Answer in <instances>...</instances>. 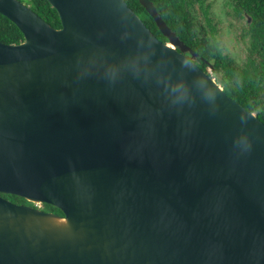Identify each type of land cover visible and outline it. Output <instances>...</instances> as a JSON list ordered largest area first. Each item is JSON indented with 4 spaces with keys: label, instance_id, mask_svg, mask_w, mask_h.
<instances>
[{
    "label": "water",
    "instance_id": "1",
    "mask_svg": "<svg viewBox=\"0 0 264 264\" xmlns=\"http://www.w3.org/2000/svg\"><path fill=\"white\" fill-rule=\"evenodd\" d=\"M47 1L61 27L0 0V264H264V122L151 0L167 42L126 0Z\"/></svg>",
    "mask_w": 264,
    "mask_h": 264
},
{
    "label": "trees",
    "instance_id": "2",
    "mask_svg": "<svg viewBox=\"0 0 264 264\" xmlns=\"http://www.w3.org/2000/svg\"><path fill=\"white\" fill-rule=\"evenodd\" d=\"M37 12L53 27H61L57 10L47 0H21ZM129 6L143 19L145 24L167 42L154 18L139 0H126ZM170 28L197 54L195 62L204 70L211 68V76L224 88L227 95L238 101L264 122V0H221L225 4L217 10L220 18L225 14L243 21L240 40L245 46V58L240 61L226 53L217 38V27L209 12L215 6L206 0H151ZM198 3L206 21L201 23L194 14ZM228 6V7H227ZM224 11V12H223ZM23 32L8 17L0 13V41L7 44L20 43ZM191 57L190 53H187ZM7 199L22 203L26 199L16 195H5ZM51 210L60 209L43 204Z\"/></svg>",
    "mask_w": 264,
    "mask_h": 264
},
{
    "label": "rangeland",
    "instance_id": "3",
    "mask_svg": "<svg viewBox=\"0 0 264 264\" xmlns=\"http://www.w3.org/2000/svg\"><path fill=\"white\" fill-rule=\"evenodd\" d=\"M212 3L215 7L210 10L209 16L212 19V23L216 25L217 38L220 41L221 45L224 47L226 53L233 54L240 61L245 58L246 51L245 46L240 40L241 28L243 21H238L235 17L225 14L223 18H220L217 10L219 11V6L225 4L221 0H206V5ZM221 4V5H220ZM219 5V6H218ZM30 6V5H29ZM228 7V6H227ZM222 9V6L220 10ZM194 14L198 16L197 19L201 23L206 21L205 15L198 3L193 7ZM224 12V11H223ZM211 71V68H209ZM34 204V203H33ZM35 205V204H34Z\"/></svg>",
    "mask_w": 264,
    "mask_h": 264
},
{
    "label": "clouds",
    "instance_id": "4",
    "mask_svg": "<svg viewBox=\"0 0 264 264\" xmlns=\"http://www.w3.org/2000/svg\"><path fill=\"white\" fill-rule=\"evenodd\" d=\"M237 145L243 150L248 151L251 148V144L248 140L247 135H242L237 141ZM41 207V206H40Z\"/></svg>",
    "mask_w": 264,
    "mask_h": 264
},
{
    "label": "flooded vegetation",
    "instance_id": "5",
    "mask_svg": "<svg viewBox=\"0 0 264 264\" xmlns=\"http://www.w3.org/2000/svg\"><path fill=\"white\" fill-rule=\"evenodd\" d=\"M9 200H11V199H9ZM12 201V200H11ZM12 202H14V203H18V202H15V201H12ZM18 204H24V205H31V206H35L33 203H31V202H29V201H24V202H22V203H18ZM41 209H43L44 211H47V212H53V213H56V214H60V215H63V212L60 210V211H57V210H51V209H49V208H47V207H45L43 204L41 205Z\"/></svg>",
    "mask_w": 264,
    "mask_h": 264
}]
</instances>
